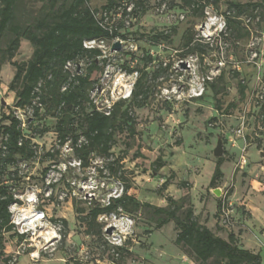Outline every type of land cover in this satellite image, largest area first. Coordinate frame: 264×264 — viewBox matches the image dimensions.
Wrapping results in <instances>:
<instances>
[{
  "label": "rangeland",
  "instance_id": "rangeland-1",
  "mask_svg": "<svg viewBox=\"0 0 264 264\" xmlns=\"http://www.w3.org/2000/svg\"><path fill=\"white\" fill-rule=\"evenodd\" d=\"M113 1L116 4L119 0ZM107 2L88 0V6L99 10ZM230 2L239 7L230 6ZM43 4L44 0H17L15 12L21 21L33 22ZM201 5L202 8L181 0L145 1V10L137 18L143 36L137 37L134 44L137 68L149 72V94L143 107L132 108L135 134H129L124 126L123 130H116L109 157L91 151L88 165L77 166L71 141L62 146L57 142V118L53 113L39 119L30 110L20 111L26 122L30 120L28 134H33L36 156L17 160L18 173L12 182L20 201L17 213L27 208L25 198L35 194L37 209L44 210L50 222L64 218L68 223L66 229L60 225V239L40 252L37 264H112V260L115 264H198L175 245L174 223L154 229L150 213L143 208L136 212L118 209L117 217L132 221L125 239L128 251L120 256L111 255L112 248L103 231L108 220L97 217L95 222L102 230L97 232L94 228L88 233L83 217L89 206L104 205L123 184H129L128 192L140 201L156 206H165L167 195L183 198L185 207L192 205L199 223L223 238L233 233L238 244L258 252L264 264V0H218L217 4L205 0ZM207 11L216 15L229 11L231 21L226 35L211 44L200 41L203 37L199 26L209 16ZM157 31L168 35L159 42L163 47L150 44L145 37ZM7 39L8 35L0 39V48L5 47ZM32 50V44L21 38L12 60L26 61ZM126 50L121 52L125 60ZM148 56L150 60H144ZM179 56L185 64L176 71L173 66ZM80 63L85 72L86 63ZM160 67L154 78L152 72ZM14 72L10 63L0 62V113L17 111L14 92L8 90ZM211 73L215 76L204 83L202 98H190L189 89ZM239 81L245 85L243 94ZM173 84L180 87L174 96L161 94V89H170ZM88 92L89 86L84 96ZM126 104L117 108V115ZM65 116L73 118L74 114L66 111ZM241 117L244 126L237 133ZM43 128L46 131L38 133ZM218 137L224 139L222 155L226 159L220 166L223 177L214 187H208L216 166L213 150ZM178 140L180 144L176 145ZM159 154L165 165L154 173L152 162ZM112 159L118 160L119 177L106 168ZM183 181L188 183L186 187L179 186ZM216 188L219 195L213 193ZM218 199L224 202L223 212L215 215ZM4 236V252L16 255L14 264H31L26 253L15 254L20 243L15 234Z\"/></svg>",
  "mask_w": 264,
  "mask_h": 264
},
{
  "label": "trees",
  "instance_id": "trees-1",
  "mask_svg": "<svg viewBox=\"0 0 264 264\" xmlns=\"http://www.w3.org/2000/svg\"><path fill=\"white\" fill-rule=\"evenodd\" d=\"M116 4L108 0L106 5L97 9L88 6V0H44L43 8L39 16L33 22L21 21L16 12L17 0H0V39L8 35L4 48H0V62L7 61L14 68L15 72L8 85V90L14 92V108L23 109L32 106L33 115L41 119L43 115L53 113L57 121L55 131L57 142L60 146L70 140L73 151L82 166L88 165V156L94 151L100 156L109 157L110 149L115 144L116 130L127 129L128 133L134 135L135 120L132 116V108H140L145 104L149 87L147 77L149 72L144 68H137L139 76L136 79L131 99L116 103L111 115L106 116L100 112L86 109L87 95L84 90L89 89L97 80L101 66L97 56V49L83 48V41L92 38L111 39L116 34L123 37H130L136 40L143 36L142 30L137 26L138 15L145 10L144 3L140 0L133 8L132 21L128 28L109 32L98 25L94 13L97 11L113 10ZM128 3L132 0H126ZM187 4L201 5L200 0H181ZM217 4L218 0H212ZM230 6L238 8L234 2ZM229 12V11H228ZM124 15L128 14L125 11ZM227 17V28L230 24V14ZM118 24V28H121ZM150 44H157L162 39L168 38L164 32H153L147 36ZM21 38L28 40L33 50L28 60L17 62L12 60L20 47ZM201 46V45H200ZM132 55V54H131ZM84 60L86 63L85 72L69 78V72L64 69L67 61ZM144 60H150L149 56ZM161 67L152 72V76L158 77ZM92 73L95 76L92 78ZM66 88L62 90V87ZM213 93L215 86L211 84ZM245 85L239 81V90L243 94ZM202 98V96H200ZM33 101H37L39 106ZM123 103H127L123 110L117 115L116 110ZM46 106V109H44ZM66 111H71L74 117L81 116L78 121L73 118H66ZM124 126V128H123ZM30 122L24 131L20 126V119L14 111L0 113V264H8L10 256L4 252L5 233H13L11 214L9 206L14 202H20L13 191V181L17 175L18 158L30 160L36 156V147L32 142L29 133ZM47 128L37 130L38 133L46 131ZM79 130V133L76 130ZM36 130L34 132H37ZM80 137L83 140L78 143ZM224 142V139H222ZM180 144V140L176 145ZM46 155L52 156L50 152ZM225 154L215 157L216 166L209 181L208 187L221 180L223 172L220 169L225 160ZM165 165L163 157L159 154L152 162L154 173ZM13 169L10 170L9 168ZM109 173L118 176L120 166L117 159H112L106 164ZM47 170L44 171L46 173ZM187 182L179 183V186L186 187ZM129 184H123V191L118 197H110L106 205L96 204L89 206L87 214L83 219L87 222V231L90 233L96 228L97 232L102 227L96 223L100 214L118 212L121 209L125 212H136L140 209L148 211L154 221V229H159L169 222H173L176 228L174 243L180 247L184 254L192 257L198 264H263L258 252L241 247L233 233H228L226 238L215 235L207 226L198 222L192 205L184 206L183 198L174 199L165 196L166 205L156 206L149 202L140 201L135 195L128 192ZM224 202L218 199L216 202L215 215L220 214ZM182 214L179 213L181 210ZM53 222H59L64 229L67 228V220L64 218H53ZM64 237V236H63ZM22 236L18 239L21 240ZM123 243L119 247H111V255L120 256L128 251ZM112 264L115 262L112 260Z\"/></svg>",
  "mask_w": 264,
  "mask_h": 264
},
{
  "label": "built area",
  "instance_id": "built-area-1",
  "mask_svg": "<svg viewBox=\"0 0 264 264\" xmlns=\"http://www.w3.org/2000/svg\"><path fill=\"white\" fill-rule=\"evenodd\" d=\"M141 1L145 3L146 0ZM137 2H140V0H132L129 3L126 0H121L113 10L97 11L94 13V17L98 25L103 29L110 33L114 30H119L123 34V29L128 28L132 21L131 15L129 14L132 12L133 8L136 7ZM200 2L204 4L205 0H201ZM163 7L164 4H162L161 9H163ZM124 11L128 14L124 15ZM206 13L209 16L206 17V20L199 26V32L203 37L200 38V41L211 44L214 40H220L221 36L226 35V15L229 14V12L224 15L210 14L208 11ZM245 21L248 22L249 18ZM118 24L122 26L119 29H117ZM116 41L120 42V48L112 50L111 46ZM127 44L128 48H126ZM82 45L85 49H97L99 51L97 59L101 66L100 74L87 94L86 109L88 111L94 110L109 116L116 103L120 101L128 102L131 99L136 79L139 76V71L137 69L138 56L135 55L137 48L134 44V40L130 37L126 38L120 34H116L111 39H87L83 41ZM157 45L158 47L164 46L163 43ZM124 49H127L126 55H128V58L126 60L121 53ZM150 55H153L152 49L150 50ZM184 64L185 59L179 56L176 58L173 68L176 71L182 70ZM64 69L69 72V78L82 73L80 61H67L64 65ZM214 76L215 74L212 73L206 75L197 86L191 87L189 89V97H200L204 91V83L206 81H211ZM65 88L66 87L63 86L62 90ZM168 88L169 87L166 86L161 89V94L170 98L177 93V90L179 91L180 87L179 85L176 86L173 84L170 89ZM259 98L261 99L262 95H260ZM35 103L39 106L40 111H42L41 104L37 103V101H33V104ZM16 110L14 114L20 119V126L25 131L30 120L26 122L24 118H22L20 111L25 113L30 110L33 113L32 106H27L23 109L16 108ZM243 126L244 119L241 117L237 133L241 132ZM82 140H78V143ZM73 161L77 166L81 165L79 159H74ZM122 191L123 185L119 190L114 191L108 196L104 205L108 204L110 197L120 196ZM28 196H31L32 199L28 200ZM28 196L25 198L27 208L22 209L21 213H17V205H20V202H14L9 206V212L11 214V223L13 224L15 239L22 236L19 245L15 249V254L20 255L26 253L29 256L31 264H37L38 260H40V252L54 246L60 239L59 231L61 224H58L59 222H50L44 210L37 209L38 198L35 194ZM222 212L223 208L220 214H222ZM98 217L108 220V223L103 227V231L110 247L122 246L126 236L130 234L132 221L129 218L117 217V213L115 212L100 214ZM108 227L112 228L110 233L106 232ZM15 261L16 255L10 256L8 264H14Z\"/></svg>",
  "mask_w": 264,
  "mask_h": 264
},
{
  "label": "water",
  "instance_id": "water-1",
  "mask_svg": "<svg viewBox=\"0 0 264 264\" xmlns=\"http://www.w3.org/2000/svg\"><path fill=\"white\" fill-rule=\"evenodd\" d=\"M119 48H120V42L119 41L114 42L111 46L112 50L119 49ZM2 103H4V102L2 101ZM223 151H224L223 142H222L221 138L218 137L216 146L213 150V155L215 157L221 156L223 154ZM213 193L216 195H219V189H217V188L213 189ZM111 230H112V228L108 227L106 231H107V233H110Z\"/></svg>",
  "mask_w": 264,
  "mask_h": 264
},
{
  "label": "bare ground",
  "instance_id": "bare-ground-1",
  "mask_svg": "<svg viewBox=\"0 0 264 264\" xmlns=\"http://www.w3.org/2000/svg\"><path fill=\"white\" fill-rule=\"evenodd\" d=\"M32 198H31V196H28V200H31Z\"/></svg>",
  "mask_w": 264,
  "mask_h": 264
}]
</instances>
